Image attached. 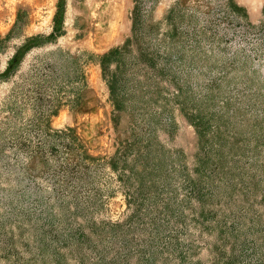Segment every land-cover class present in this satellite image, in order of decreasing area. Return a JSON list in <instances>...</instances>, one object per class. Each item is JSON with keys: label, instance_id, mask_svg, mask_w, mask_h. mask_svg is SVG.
<instances>
[{"label": "rangeland", "instance_id": "obj_1", "mask_svg": "<svg viewBox=\"0 0 264 264\" xmlns=\"http://www.w3.org/2000/svg\"><path fill=\"white\" fill-rule=\"evenodd\" d=\"M0 264H264V0H0Z\"/></svg>", "mask_w": 264, "mask_h": 264}, {"label": "trees", "instance_id": "obj_2", "mask_svg": "<svg viewBox=\"0 0 264 264\" xmlns=\"http://www.w3.org/2000/svg\"><path fill=\"white\" fill-rule=\"evenodd\" d=\"M117 50H118V49H113V50L109 51L107 54H104V55L102 56V58H101V65L103 66V64H104V59L106 58V56H108L109 54H111L112 52L117 51Z\"/></svg>", "mask_w": 264, "mask_h": 264}]
</instances>
